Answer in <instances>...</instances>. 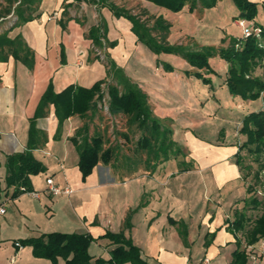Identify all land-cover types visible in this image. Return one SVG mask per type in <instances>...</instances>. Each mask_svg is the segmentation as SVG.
<instances>
[{
  "label": "crops",
  "instance_id": "0c3cea01",
  "mask_svg": "<svg viewBox=\"0 0 264 264\" xmlns=\"http://www.w3.org/2000/svg\"><path fill=\"white\" fill-rule=\"evenodd\" d=\"M19 2L0 0V36L20 39L28 51L23 49L17 55L8 47L0 48V178L5 186V164L12 154L30 152L44 170L30 176V191L13 197L12 186L0 196V206L12 200L17 211L16 239L7 238L0 223V250L10 244L7 258L0 257V264H15L24 247H29L33 255L32 246L24 245L23 241L51 232L90 235L93 241L89 251L94 259H110L116 244L105 235L112 232L122 233L139 247L149 264H232L238 246L237 236L229 226L249 196L250 178H243L235 159L242 139L211 145L201 140L188 124H181L187 120L189 124L197 122L198 117L192 115L199 108L194 102L197 97L189 86L176 81L180 78L178 73L167 77L168 72L158 64L162 56L141 42L132 21L123 14L117 15L109 4L131 12L128 4L141 3L156 17L160 15L159 9H169L152 0H34L25 6L28 7L25 15H31L24 20V14L16 13ZM184 10L191 12L190 5L179 12ZM54 13H58L57 17L50 18ZM11 16L14 24L6 28L4 20ZM98 25L105 33L104 47L100 49L95 45L96 35L91 36ZM184 31L181 27L174 31L177 44L180 38H187L191 47H202L195 36H186ZM174 32H170L171 37ZM92 48L105 51L104 66L98 63L96 56L100 54L95 56ZM87 55L88 67L83 58ZM177 56L176 61L179 58L189 64ZM108 63L120 68L147 94L162 127L171 128L173 135L176 130V136L185 141L182 147L196 161V166L182 172L184 179L179 180L176 170L171 168L166 170L158 165L152 169L149 164L153 165L156 159L149 161L148 151L139 149L138 141L137 147L130 146L127 142L131 140L130 132L126 133L128 137L122 134L127 146H115L116 154L119 150L124 152L126 163L100 161L84 178L76 141L81 140L79 130L97 111L61 120L55 105L50 103L37 117L42 97L49 88L60 93L70 85L90 88L98 81H107L112 78L111 72L107 76ZM183 108L190 110L186 116L181 115ZM94 119L90 121V136L98 134L95 133L98 116ZM239 123L241 126V119ZM31 127L35 130L33 134ZM113 142L114 139L105 146H113ZM130 150L143 155L144 162L130 158ZM49 177L61 187H71L73 193H48L45 189ZM31 191H38L39 197ZM7 212L0 213V220L4 217L6 225L12 221ZM259 214L260 210H248V215L254 218ZM238 235L245 247V233ZM261 239L245 248L246 264H264V254L258 251ZM17 241L22 248L16 246ZM250 253H256L257 258H251ZM50 261L64 264L62 258Z\"/></svg>",
  "mask_w": 264,
  "mask_h": 264
},
{
  "label": "trees",
  "instance_id": "16d2710c",
  "mask_svg": "<svg viewBox=\"0 0 264 264\" xmlns=\"http://www.w3.org/2000/svg\"><path fill=\"white\" fill-rule=\"evenodd\" d=\"M34 0H20L17 5V14H24V20L29 19L25 15L30 2ZM82 1V0H77ZM156 4L165 7L171 11H181L187 4L193 9L198 4L202 7L214 5L218 0H152ZM240 9V17L242 19H252L258 11V2L252 0H234ZM264 5V1L262 2ZM117 15L123 14L127 16L133 23V30L139 40L152 49L156 54L162 52L172 53L183 57L189 64L196 68H207L210 66L209 57L213 54L211 47L203 46L198 49H191L188 46L172 45L167 41V32L169 31V23L160 15L156 18L155 24L150 27L141 17L109 4ZM254 28H260L262 31L260 36L256 34L250 35L245 40H234L227 48L220 50L222 57L229 62L228 74L226 82L229 89L234 94H240L244 97H258L264 94V25L255 24ZM153 31L164 36L166 41L156 38ZM96 33V34H95ZM101 26L93 28L91 36H95V45L104 47ZM8 47L17 55L26 48L20 39L13 40L4 35L0 36V48ZM27 51V50H26ZM28 52V51H27ZM166 71L172 70L173 65L169 62L159 61ZM108 69L112 73L115 83H108L109 105L108 110L113 116H125L129 127H136L141 130L142 135L138 140L139 149L148 151V160H155V164L160 157L169 156L170 143L169 136L172 133L171 128H163L159 119L155 117L148 102V96L140 87L131 81L123 71L115 65L108 63ZM105 80L96 82L92 87H82L70 85L60 93H55L49 88L40 103L37 117L42 115L44 108L50 103L56 107V113L61 120H65L70 116L79 114L86 116L90 111H98L99 104L104 100V92L102 85ZM89 125L87 124L79 130L81 140L77 141L79 150V167L86 178L92 173L93 169L101 162L110 164L116 156V148L113 146L106 147L107 141L100 133L90 136ZM239 132L246 136V140L239 145L238 153L235 155L238 169L242 172L245 180L249 179L247 192L249 196L245 199V206L242 210L236 211L235 218L230 224L231 229L237 236L238 248L233 253L232 264H246L248 246L254 244L259 238L264 236V110L255 111L242 120ZM35 132L31 127V134ZM125 136L128 137V135ZM163 150V151H162ZM179 155V153H176ZM164 158V156H163ZM127 158L125 157V160ZM257 164L253 168L252 163ZM7 174L4 178L5 186L0 178V196L3 191L14 186L15 190L12 194L16 197L25 191H30V176L40 173L44 170L43 164L38 161L30 152L12 154L7 157L6 164ZM189 166H185L183 170H189ZM263 189V190H261ZM261 191V192H260ZM248 210H260L261 214L254 216L248 215ZM239 232L245 233V247L242 244V238ZM110 238L116 247L111 250L109 260L98 257L94 259L89 251L90 243L93 238L90 235L79 233H62L51 232L42 234L39 237L24 240V245L32 246L33 255L40 258H46L56 261L58 258L64 260V264H149L142 257L139 247L127 240L122 233L107 232L105 235Z\"/></svg>",
  "mask_w": 264,
  "mask_h": 264
},
{
  "label": "rangeland",
  "instance_id": "374dc122",
  "mask_svg": "<svg viewBox=\"0 0 264 264\" xmlns=\"http://www.w3.org/2000/svg\"><path fill=\"white\" fill-rule=\"evenodd\" d=\"M258 2V11L254 18L247 19L246 24L253 29L255 24L264 25V5L262 0H252ZM234 0H218L214 5L208 7H202L198 4L196 7L191 9V12H175L169 10L159 9L160 15L169 23V31L167 32V41L172 45H181L185 47H189L191 49H197L198 47H191L187 38H180L179 43H176V32L178 28H185L186 36H195L199 41L198 44L206 47H211L213 49L212 55L209 57L210 66L207 68H196L191 64L184 63V60L176 61L174 59L175 54L162 52L160 55L162 58L160 60L165 62H170L173 65V69L169 71H165L167 73V77L169 75L175 77L176 73L180 75V78L176 81L189 86L191 92L195 97H197L196 102L198 105L197 112L195 111L192 115L198 120L194 124H189V120H187L182 125H187L188 128L194 129L193 131L197 134V136L201 137L200 139L205 141L207 144H216L218 142H232L236 141L237 138L242 139V142L246 140V136L237 133V130H240V119L243 120L245 116L248 114L264 110V94L258 97H244L240 94H234L230 91L229 86L226 82L229 62L226 58L222 57L220 54V50L223 48H227L234 40H245L244 29L239 25L240 17V9ZM129 6L130 11L139 15L141 19L146 22V24L152 27L155 24L156 15L147 11L141 3H130ZM157 13V14H159ZM16 15V14H15ZM159 15V16H160ZM1 21V20H0ZM6 23V28H10L12 24H14V17H8L4 20ZM172 22V23H171ZM171 24L173 28H171ZM174 32L172 37L170 36V32ZM153 35L161 39L162 41H166L165 35L160 36L157 34V31H153ZM170 36V37H169ZM261 39V35H260ZM97 46V45H96ZM99 49L100 47L97 46ZM92 48L94 50V55H99V49ZM101 52V51H100ZM88 55L83 56L84 61H86V67H88ZM97 57L98 63L100 65H105L103 62L107 63V58L105 55V51H102L101 54ZM178 57V56H177ZM183 59V58H182ZM91 69V68H89ZM88 71V70H87ZM110 70L107 69V76L110 75ZM177 78V77H176ZM115 83L116 81L111 78L107 79V81L103 84L104 89V100L100 102L99 110L96 112V115L90 117V121L96 120L98 116V129L95 133H104V137L106 138L107 143H109L112 139H114L113 147L123 144L127 146V143L124 140L125 133L131 134V140L127 141L130 146L137 147V138H140L142 135L141 130L136 129V127H129L127 122V117L125 116H113L110 114L108 110L109 105V97H108V83ZM167 112H170L168 109ZM182 116H186L190 110H186L183 108L181 110ZM192 116V117H193ZM170 117V116H169ZM170 120H174L173 117H170ZM90 121L87 124L90 126ZM242 124V123H241ZM180 126V125H179ZM184 127V126H183ZM135 128V129H134ZM93 130V129H92ZM134 131L131 133V131ZM100 131V132H99ZM176 130H173L171 135L169 136L170 143L167 145L170 147L168 152V157L163 155L160 157V160L155 164H149L154 169V166H162L165 167L166 170L171 168V171L176 172V176L179 180L184 177L181 175L183 168L185 166H189L190 168H194L196 166V161L191 157V155L186 152L187 150L183 149L185 147V141L182 138H178L175 133ZM238 135H236V134ZM116 139V142H115ZM183 146V147H182ZM131 149V147H130ZM163 151V150H162ZM134 153V152H133ZM132 153L130 150V158H133L136 162H144L145 157L138 153ZM179 153V155H176ZM124 152L120 151L114 157L115 163L120 165L125 164L127 160H125V156H123ZM264 160V153H263ZM253 168L257 167V164L251 162ZM255 169V168H254ZM171 177V176H170ZM176 177H174L175 179ZM252 178V177H251ZM250 178V179H251ZM178 180V181H179ZM263 180H264V172H263ZM46 190V189H45ZM263 190V189H261ZM261 192V191H260ZM264 192L262 191L261 195L263 196ZM5 210H7V216L12 217V221L10 224L6 225L4 223V217H1L0 223L3 224V232L6 234V237L16 239L17 238V211L14 210V202L12 200H7L4 204ZM10 238V239H11ZM10 245V244H9ZM7 245L0 250V257L2 260L7 258V250L10 246ZM24 250H21L16 257L15 264H52L49 259H41L36 258L31 254V249L29 247H24ZM15 252L12 256H15Z\"/></svg>",
  "mask_w": 264,
  "mask_h": 264
},
{
  "label": "built area",
  "instance_id": "2783aa9c",
  "mask_svg": "<svg viewBox=\"0 0 264 264\" xmlns=\"http://www.w3.org/2000/svg\"><path fill=\"white\" fill-rule=\"evenodd\" d=\"M57 15H58V13H54L52 16H50V18H56ZM246 22L247 21L245 19H241L238 22L239 25L244 29L245 37H248V36L253 35V34H256L257 36H260V33H261L262 30L260 28H253V29H251L246 24ZM99 54H101L100 51H99ZM22 190L23 191H26L24 187H22ZM46 191L48 193L52 194V195H59V194H62V193H66V194L73 193V189L71 187H69V186H67V187H61L60 185H58V184L55 183V181L53 180L52 177H49L47 179V188H46ZM29 193H31L35 197H39V195H40V193L38 191H31ZM4 207L5 206H3V205L0 206V213H2V214L5 213V208ZM260 243H261L260 244V249L258 251H259V253L264 254V236L262 237ZM15 244H16L17 247L22 248L21 247L22 246L21 242L17 241ZM15 256L12 258V261L15 260ZM250 257L253 258V259H256L257 258V255H256V253H250Z\"/></svg>",
  "mask_w": 264,
  "mask_h": 264
}]
</instances>
